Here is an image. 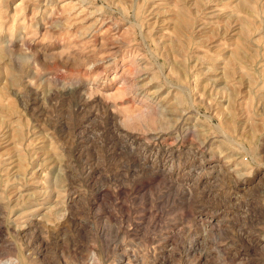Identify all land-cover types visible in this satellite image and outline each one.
<instances>
[{
  "label": "rangeland",
  "instance_id": "1",
  "mask_svg": "<svg viewBox=\"0 0 264 264\" xmlns=\"http://www.w3.org/2000/svg\"><path fill=\"white\" fill-rule=\"evenodd\" d=\"M11 261L264 264V0H0Z\"/></svg>",
  "mask_w": 264,
  "mask_h": 264
},
{
  "label": "bare ground",
  "instance_id": "2",
  "mask_svg": "<svg viewBox=\"0 0 264 264\" xmlns=\"http://www.w3.org/2000/svg\"><path fill=\"white\" fill-rule=\"evenodd\" d=\"M0 264H18V263H15V262L11 261V262H3V263H0Z\"/></svg>",
  "mask_w": 264,
  "mask_h": 264
}]
</instances>
